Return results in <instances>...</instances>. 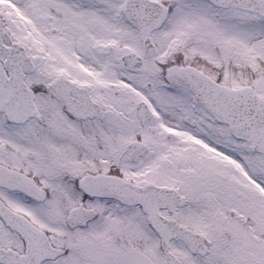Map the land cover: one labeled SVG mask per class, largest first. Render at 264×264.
I'll return each mask as SVG.
<instances>
[{
  "label": "snow or ice",
  "instance_id": "6c2138e0",
  "mask_svg": "<svg viewBox=\"0 0 264 264\" xmlns=\"http://www.w3.org/2000/svg\"><path fill=\"white\" fill-rule=\"evenodd\" d=\"M0 264H264V0H0Z\"/></svg>",
  "mask_w": 264,
  "mask_h": 264
}]
</instances>
